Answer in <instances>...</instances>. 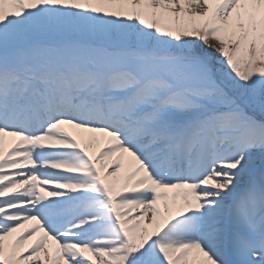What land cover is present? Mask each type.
Here are the masks:
<instances>
[{"label":"bare ground","instance_id":"obj_1","mask_svg":"<svg viewBox=\"0 0 264 264\" xmlns=\"http://www.w3.org/2000/svg\"><path fill=\"white\" fill-rule=\"evenodd\" d=\"M89 13L137 35L150 33L176 37L181 42L197 41L214 62L225 56L231 60L248 59L264 74V0H0V29L33 27L34 31L36 26L74 25L84 27L89 37ZM32 31L30 35L36 37ZM39 80L47 78L44 74H37L34 81L25 78L17 82L14 90L8 89L6 77L0 80V152L3 155L8 150L13 157L0 160V176L5 163L25 160L33 164L25 175L0 184V190L25 184L14 197L27 201L3 207L4 200H0V264H115L141 251L151 258V264H218L213 244H219L224 236L228 200L246 181L264 185V123L245 127L237 124L227 132L230 116H223L203 128L201 123H188L185 117L170 115L172 109L184 113L180 107L183 101L170 95L155 96L154 87L160 83L149 82L133 90L128 88V79L120 76L93 85L92 75L70 73L50 78L59 99L67 96V110H76V99L72 100L71 95L82 91L84 97H93L103 91L107 111L116 110L110 117L119 111L120 120L110 124L105 118L85 120L80 114L70 118L68 113L69 119L45 123L44 129H35L37 136H25L14 130L16 125L5 124L2 114L10 106L11 94L45 92L46 86L39 85ZM125 98L127 103L120 107ZM32 105L26 95L15 108L26 110ZM126 118L127 125L138 120L132 130L136 139L148 146L156 141L165 143L149 154L161 150L167 157L172 153L179 166L198 164L201 170L188 169L181 177L185 182H180L175 173L165 178L157 176L151 162L138 159L135 152L126 155V149H138L118 141V130ZM174 125L175 129L168 131L167 127ZM84 133H88V139L82 137ZM202 133L209 140L202 146L200 158L198 152L188 151L201 147L198 142ZM54 134L77 150L48 152V146L58 144ZM176 135L185 139L169 143L170 137ZM105 139L108 141L103 143ZM210 146L215 153H209ZM184 148L186 152L181 154ZM123 161L128 164L125 168ZM51 168L59 169L60 175ZM160 183L165 185L164 190H159ZM250 189L244 190L245 198L240 196L235 201L231 221L237 226L231 234L236 264H264V237H257L264 205ZM87 197L91 199L84 201ZM60 199L70 201L53 209ZM48 206L55 211L71 207L76 214L55 226L48 222L52 215ZM11 214H18V218L13 220ZM89 227L95 228L91 231ZM78 229L88 233L80 239L58 235L60 230ZM248 248L258 254L248 252Z\"/></svg>","mask_w":264,"mask_h":264},{"label":"rangeland","instance_id":"obj_2","mask_svg":"<svg viewBox=\"0 0 264 264\" xmlns=\"http://www.w3.org/2000/svg\"><path fill=\"white\" fill-rule=\"evenodd\" d=\"M98 19L97 27L91 25V42L110 44L121 36L123 43L132 48L126 52L114 51L111 54L104 49L94 50L90 45L82 49L79 46L80 40L85 41V38L77 36L80 30L75 26H71L72 32L65 30L64 34L61 33L64 29L58 24L53 25L52 29L36 26L33 32L38 36L35 39L27 38L24 34L12 36V32L8 30L10 28L5 27L4 32L3 29L0 31V73L2 74V70H12V67L21 68L28 64L29 59L40 57L39 68L50 66L52 69H59L60 66V69L71 71L80 64L83 65L81 73L90 74L87 72L90 69L86 66L93 58L94 72L101 76L106 73V76L112 77L122 70L132 71L127 75H137L136 79L142 77L145 85L149 82L160 83L154 87V91H162L164 87L171 89H165L163 93L179 97L183 101L180 107L184 109V113L175 115V118L182 119L188 115L195 118L199 112L215 110L206 117L216 114L218 120L223 116H230V127L237 125V122L245 126L247 117H250L252 125L264 123V74L257 69L256 64H251L248 59L231 60L226 56L214 62L208 54L202 53L203 47H198L196 41L183 40L180 43L176 37H157L150 33L135 37L134 32L110 24L103 16H98ZM63 27L69 28L67 25ZM5 33L4 38L2 35ZM76 36L79 38H74ZM42 40L54 43L56 48L41 45ZM212 74L218 79L219 85H213ZM158 75L160 79H157ZM204 118L193 121L197 123ZM132 258L131 264H147L151 259H147L142 251L136 256L134 253ZM128 259L131 258L126 256L122 264H130L126 262Z\"/></svg>","mask_w":264,"mask_h":264}]
</instances>
